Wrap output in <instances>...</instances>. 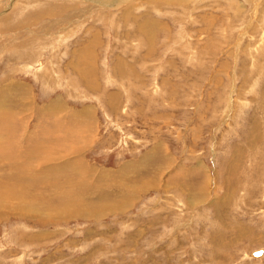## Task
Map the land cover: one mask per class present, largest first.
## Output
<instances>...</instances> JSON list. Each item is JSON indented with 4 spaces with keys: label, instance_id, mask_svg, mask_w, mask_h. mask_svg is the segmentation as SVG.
Listing matches in <instances>:
<instances>
[{
    "label": "rangeland",
    "instance_id": "1",
    "mask_svg": "<svg viewBox=\"0 0 264 264\" xmlns=\"http://www.w3.org/2000/svg\"><path fill=\"white\" fill-rule=\"evenodd\" d=\"M123 1L0 0V264H264V0Z\"/></svg>",
    "mask_w": 264,
    "mask_h": 264
},
{
    "label": "bare ground",
    "instance_id": "2",
    "mask_svg": "<svg viewBox=\"0 0 264 264\" xmlns=\"http://www.w3.org/2000/svg\"><path fill=\"white\" fill-rule=\"evenodd\" d=\"M122 1H123V0H122ZM249 1H250V0H249ZM85 2H86V1H85ZM85 2H84V3H85ZM87 2H88V1H87ZM89 2H90V1H89ZM123 2H124V1H123ZM251 2H252V1H251ZM15 3H16V2H15ZM79 3H80V2H79ZM91 3H92V2H91ZM95 3H96V2H95ZM5 4H6V3H5ZM13 4H14V3H13ZM23 5H24V4H23ZM83 5H84V4H83ZM5 6H6V5H5ZM98 6H99V5H98ZM96 7H97V6H96ZM97 8H98V7H97ZM114 8H115V7H114ZM92 10H93V9H92ZM115 74H116V73H115ZM116 75H118V74H116ZM80 83H81V82H80ZM26 89H27V88H26ZM19 90H20V89H19ZM17 92H18V90H17ZM19 93H20V91H19ZM0 94L2 95V92H0ZM71 149H72V148H71ZM65 152H66V151H65ZM71 154H72V153H71ZM54 156H55V155H54ZM28 165H29V164H28ZM36 167H37V166H36ZM79 169H80V168H79ZM84 169H85V168H84ZM28 170H29V169H28ZM81 170H82V169H81ZM83 171H84V170H83ZM28 173H29V172H28ZM75 174H77V173H75ZM79 174H80V172H78V174H77V176H76L77 179H79V181H77L78 184L74 183V182L71 181V179H69V178L66 179V181L68 182V183H67L68 185L66 186V187H68V191H67L68 194L65 196V202L67 203V205H66L63 209H68V210H69V209L73 206L72 204H73L75 201H78L79 196L81 195V193H79V191H78L77 189H84V188H83V187H84V186H83V184H84V183H83L84 180H83V178H82ZM91 174H92V173H91ZM21 176H22V175H21ZM56 176H57V175H56ZM103 178H104V177H103ZM82 183H83V184H82ZM1 184H2V183H0V185H1ZM62 184L66 185V182H62ZM5 185H6V184H5ZM144 185H145V183H144ZM7 186H8V185H7ZM1 187H2V188H1L0 190H3V191H5V192H8L7 190H9L8 194L11 196L10 186H9V188H5V186L3 187V184H2ZM97 188H98V187H97ZM99 189H100V188H99ZM15 190H18V189H15ZM92 190H93V189H92ZM65 191H66V190H65ZM0 192H1V191H0ZM67 192H66V193H67ZM14 193L16 194V193H18V192H14ZM25 193H27V191H26ZM126 193H127V192H126ZM1 194H3V193H1ZM20 194H23V193L21 192ZM77 194H79V195H77ZM127 194H128V193H127ZM24 195H25V194H24ZM76 195H77L78 197H77ZM2 196H3V195H2ZM2 196H0V198H1ZM18 196H21V195H18ZM74 196H76V197H74ZM82 196H84V195H82ZM129 196H130V195H129ZM3 197H4V196H3ZM3 197H2V198H3ZM14 197H15V196H14ZM2 198H1V199H2ZM15 198H16V197H15ZM17 198H19V197H17ZM25 198H26V196H25ZM67 198H68V200H67ZM81 198H82V197H81ZM83 198H84V197H83ZM99 198H100V197H99ZM112 198H113V197H112ZM1 199H0V200H1ZM8 199H9V198H8ZM74 199H75V200H74ZM97 199H98V198H97ZM86 200H87V199H86ZM5 201H6V200H5ZM28 201H30V200H28ZM32 201H33V200H32ZM47 201H48V200H47ZM47 201H46V202H47ZM83 201H84V200H83ZM88 201H89V200H88ZM88 201H86V203H87ZM99 201H100V200H99ZM24 202H25V201H24ZM39 202H40V201H39ZM11 203H12V202H11ZM17 203H19V202H17ZM41 203L43 204L44 202H41ZM68 203H69L71 206L68 205ZM115 203H116V202H115ZM7 204H8V203H7ZM12 204H13V203H12ZM31 204H32V203H30L29 205H31ZM82 204H83V203H82ZM9 205H10V203H9ZM38 205H39V204H38ZM74 205H75V204H74ZM76 205H77V207H78L79 203H76ZM103 205H105V204H103ZM3 206H4V205H3ZM7 206H8V205H7ZM7 206H6V207H7ZM31 206H32V205H31ZM34 206H35V205L33 204L32 209L34 208ZM52 206H53V205H52ZM69 206H70V207H69ZM6 207H5V208H6ZM10 207H11V206H10ZM36 207H37V206H36ZM38 207H39V206H38ZM44 207L47 208L48 211H49V210L51 209V203L47 202V203L44 205ZM73 207H74V206H73ZM75 207H76V206H75ZM7 208H9V207H7ZM30 208H31V207H30ZM41 208H42V207H41ZM81 208H83V207H81ZM102 208H103V207H102ZM27 209H28V208H27ZM55 209H56V207H55ZM55 209H54V210L51 209L50 212H51L52 210H53V211H56ZM104 209H105V208H104ZM2 210H3V209H2ZM5 210H6V209H5ZM11 210H12V209H11ZM13 210H14V209H13ZM34 210H35V209H34ZM36 210H37V208H36ZM39 210H40V209H39ZM42 210H43V209H42ZM42 210H41V211H42ZM68 210H67V211H68ZM3 211H4V210H3ZM16 211H18V210L16 209ZM70 211H73V210H69V212H70ZM80 211H81V210H80ZM80 211H79V212H80ZM84 211H85V210H84ZM84 211H83V213H85ZM86 211H88V210H86ZM50 212H48V213H50ZM75 212L77 213V211H75ZM75 212H74V213H75ZM79 212H78L77 214H79ZM48 213H47V214H44V213H43V214L48 216V215H50V214H48ZM52 213H54V212H52ZM76 213H75V214H76ZM83 213H82V214H83ZM22 214H23V213H22ZM85 214H86V213H85ZM87 214H88V213H87ZM79 215H80V214H79ZM16 216H17V215H16ZM42 216H43V215H42ZM57 216H58V215H57ZM75 216H76V215H75ZM94 216H95V215H94ZM1 217H2V216H1ZM22 217H24V214H23ZM36 217H37V216H36ZM36 217H35V218H36ZM39 217H40V215H39ZM43 217L45 218V216H43ZM51 217L54 218V215L51 216ZM82 217H83V216H82ZM40 218H41V217H40ZM49 218H50V216H49ZM53 218H52V219H53ZM58 218H59V217H58ZM45 219H46V218H45ZM50 219H51V218H50ZM46 220H48V219H46ZM55 221H56V220H55ZM47 222H48V221H47ZM42 223H43V222H42ZM262 252H263V250H262ZM262 254H263V253H262ZM251 255H252V257H254V256H253V253H252ZM261 256H262V255H261ZM261 256H260V257H261ZM260 257H254V258H260Z\"/></svg>",
    "mask_w": 264,
    "mask_h": 264
},
{
    "label": "water",
    "instance_id": "3",
    "mask_svg": "<svg viewBox=\"0 0 264 264\" xmlns=\"http://www.w3.org/2000/svg\"><path fill=\"white\" fill-rule=\"evenodd\" d=\"M262 250H258V251H255V252H253V256L254 257H260L261 255H262Z\"/></svg>",
    "mask_w": 264,
    "mask_h": 264
}]
</instances>
